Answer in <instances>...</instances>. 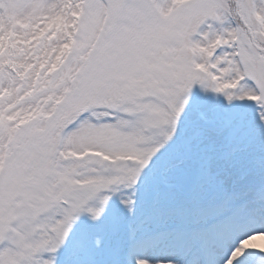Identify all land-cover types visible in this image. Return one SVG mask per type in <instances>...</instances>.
<instances>
[{
    "label": "snow or ice",
    "instance_id": "1",
    "mask_svg": "<svg viewBox=\"0 0 264 264\" xmlns=\"http://www.w3.org/2000/svg\"><path fill=\"white\" fill-rule=\"evenodd\" d=\"M264 0H0V264H264Z\"/></svg>",
    "mask_w": 264,
    "mask_h": 264
},
{
    "label": "bare ground",
    "instance_id": "2",
    "mask_svg": "<svg viewBox=\"0 0 264 264\" xmlns=\"http://www.w3.org/2000/svg\"><path fill=\"white\" fill-rule=\"evenodd\" d=\"M248 246L254 248H264V237H255L252 241L249 242Z\"/></svg>",
    "mask_w": 264,
    "mask_h": 264
}]
</instances>
